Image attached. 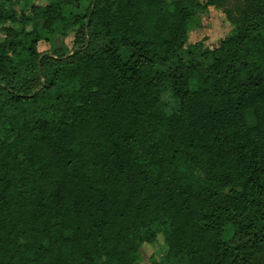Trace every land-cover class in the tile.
<instances>
[{"label":"trees","instance_id":"1","mask_svg":"<svg viewBox=\"0 0 264 264\" xmlns=\"http://www.w3.org/2000/svg\"><path fill=\"white\" fill-rule=\"evenodd\" d=\"M64 1L0 7V25L32 24L0 43V264H138L158 232L168 260L252 264L264 8L204 64L175 55L190 14L178 2L91 0L67 14ZM74 27L71 50L58 48Z\"/></svg>","mask_w":264,"mask_h":264},{"label":"rangeland","instance_id":"2","mask_svg":"<svg viewBox=\"0 0 264 264\" xmlns=\"http://www.w3.org/2000/svg\"><path fill=\"white\" fill-rule=\"evenodd\" d=\"M21 0H0V7L6 5L7 12L20 14L19 10L24 4ZM48 0H34V3L43 5ZM91 0H65L63 3L64 11L67 14L76 12V4L80 3L78 9L84 13ZM188 8V26L179 42L175 55L187 62L190 56H195L198 62L207 63L209 58L200 53L206 49H211L220 40L226 38L232 30L242 29L247 26L253 18L264 8V0H173ZM75 7V8H74ZM77 9V10H78ZM75 11V12H74ZM28 10H23L27 15ZM20 17V16H19ZM22 17V16H21ZM12 28L15 31L27 30L32 28V24H22L15 20L5 21L0 25V43L6 39V30ZM75 27L67 31L66 36L56 37L55 43L58 48L71 50ZM37 48L40 52L51 51L48 42L39 41ZM194 52V54L192 53ZM198 52V54H197ZM196 54V55H195ZM169 62L166 67H171ZM163 99L168 102V109L173 101L169 92L163 94ZM6 132L0 126V134ZM254 216L253 211L242 215L241 219H250ZM167 246L164 243L161 232L156 234V239L142 243L138 247V264H182V259L168 260L165 257ZM250 260L252 264H264V245L251 250Z\"/></svg>","mask_w":264,"mask_h":264},{"label":"crops","instance_id":"3","mask_svg":"<svg viewBox=\"0 0 264 264\" xmlns=\"http://www.w3.org/2000/svg\"><path fill=\"white\" fill-rule=\"evenodd\" d=\"M81 10V9H80Z\"/></svg>","mask_w":264,"mask_h":264}]
</instances>
